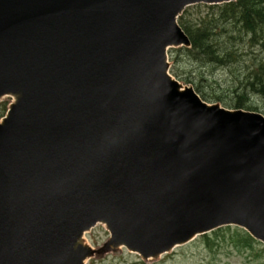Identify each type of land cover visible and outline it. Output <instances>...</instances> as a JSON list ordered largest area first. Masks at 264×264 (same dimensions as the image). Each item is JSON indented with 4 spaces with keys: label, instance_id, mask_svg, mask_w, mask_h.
Wrapping results in <instances>:
<instances>
[{
    "label": "water",
    "instance_id": "95a60500",
    "mask_svg": "<svg viewBox=\"0 0 264 264\" xmlns=\"http://www.w3.org/2000/svg\"><path fill=\"white\" fill-rule=\"evenodd\" d=\"M201 1L228 0H0V97L17 99L0 124V264H85L97 222L144 258L231 210L264 236V118L167 76V47L189 44L176 17ZM206 158L225 186L195 170Z\"/></svg>",
    "mask_w": 264,
    "mask_h": 264
},
{
    "label": "rangeland",
    "instance_id": "374dc122",
    "mask_svg": "<svg viewBox=\"0 0 264 264\" xmlns=\"http://www.w3.org/2000/svg\"><path fill=\"white\" fill-rule=\"evenodd\" d=\"M188 10L187 18L194 25L199 23L201 17L212 11L203 5L200 7L190 6ZM216 25L226 26L219 15L216 17V22L210 24L214 29L213 31L217 33L220 27H216ZM223 36L219 38L224 41ZM254 41L250 38V34H243L237 41H233L232 44L228 43V46L235 51L236 57L226 67L205 64L192 58L186 52H178L177 56H173L175 55L173 52L170 55L175 60L178 58L174 67L177 68L182 77L191 80L208 98L217 97L221 102L230 104L236 93L245 92L240 83L249 74L253 63L264 61V50H262V46L252 47ZM258 95L260 94L252 91L243 96L242 100H251L254 107L261 108L263 101ZM4 102H9V99L4 100ZM232 234H235L233 230H224L218 235V238H214L219 243L214 251L207 247L202 238H198L187 246L178 247L175 252L164 256L159 261L145 262L138 256L124 250L116 254L109 253L93 258L88 264H223L226 262L230 264H264V255L253 258L247 256L248 251L235 248L230 239ZM87 238L94 247L101 246L108 240L109 232L104 225H98L87 234Z\"/></svg>",
    "mask_w": 264,
    "mask_h": 264
},
{
    "label": "trees",
    "instance_id": "16d2710c",
    "mask_svg": "<svg viewBox=\"0 0 264 264\" xmlns=\"http://www.w3.org/2000/svg\"><path fill=\"white\" fill-rule=\"evenodd\" d=\"M264 3V0H238L236 3H229L219 7V16L224 22L239 23L242 21L245 26L252 28V24L255 23L257 16L262 15L260 19H264V12L258 4ZM217 16L207 17L200 20L198 25H192L190 21H187L184 16L180 18V24L190 36L193 43V50L197 56L211 63L222 64L225 63V58L221 59L220 54L217 53L216 47L218 46V40L214 41L216 35L213 32V28L210 24L216 22ZM218 27V25H216ZM226 30L221 31L223 34ZM220 40V38H219ZM263 72L262 76H256L254 82L250 84L253 91L262 94L264 96V67H261ZM242 95L237 102V107H246L244 103H241ZM247 108V107H246Z\"/></svg>",
    "mask_w": 264,
    "mask_h": 264
}]
</instances>
